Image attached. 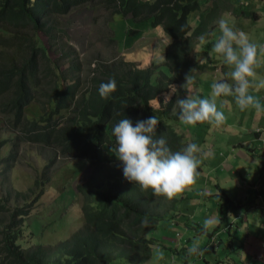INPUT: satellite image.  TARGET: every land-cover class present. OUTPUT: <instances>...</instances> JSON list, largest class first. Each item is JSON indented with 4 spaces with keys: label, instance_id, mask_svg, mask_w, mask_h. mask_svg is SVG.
Returning <instances> with one entry per match:
<instances>
[{
    "label": "trees",
    "instance_id": "trees-1",
    "mask_svg": "<svg viewBox=\"0 0 264 264\" xmlns=\"http://www.w3.org/2000/svg\"><path fill=\"white\" fill-rule=\"evenodd\" d=\"M233 1L0 0V133H3L0 134V164H3L0 182L13 188V197L23 201L10 206L11 189L0 195V264H111L117 259L141 264L149 259L159 242L148 231L162 220H167L169 225L179 222L180 212L175 209L177 197L172 201L157 198L151 190L142 192L124 178L122 165L111 152L115 146L112 127L124 118L135 124L155 115L160 121L157 138L163 134L173 151L188 144L177 130L179 125L171 124L176 115L167 117V111V115H158L151 103H164L170 85L181 86L192 69H195L193 85L198 87L201 82L203 87L192 92L211 99L214 81L200 80L196 75L206 68H218L212 63L217 54L212 48L221 33L209 37L211 22L228 13L254 19L259 16L250 8L249 1L246 4L244 0ZM85 6L93 8L94 23L106 15H115L112 23H121L120 16L130 18L133 26L126 29L128 41L142 30L160 27L169 37L164 60L140 67L117 53L101 56L90 41L87 57L82 58L70 43L62 17ZM198 11L204 13L199 22L191 16ZM40 34L45 44L39 43ZM204 34L206 40L201 43L198 38ZM123 36L119 34V40ZM110 40L117 45L115 35ZM55 45H58L56 49ZM197 45L205 55L209 51L212 54L204 60L191 58L190 51ZM111 78L116 81V91L108 99H102L99 85ZM177 90L171 102L165 104L167 108L183 92ZM223 98H216L217 107L227 109L219 107ZM35 104L37 110L33 112L31 106ZM195 125L206 134L213 130L218 136L221 131L214 122ZM21 145H28L44 158L33 185L37 189L50 179V169L58 159L76 160L68 167V176L77 182H63L58 198L64 202L63 191L66 198L70 197L69 202L79 199V223L54 245L38 243L35 249L23 248V224L31 210L26 204L33 206L38 194L21 195L22 191H16L10 184L9 171L19 158ZM81 160L87 173L78 181L79 175L74 174L82 170L76 166ZM200 170L198 167L197 174ZM215 171L222 172L218 165ZM214 195L220 200L222 219L227 209L224 204L233 205V199L220 187Z\"/></svg>",
    "mask_w": 264,
    "mask_h": 264
},
{
    "label": "rangeland",
    "instance_id": "rangeland-1",
    "mask_svg": "<svg viewBox=\"0 0 264 264\" xmlns=\"http://www.w3.org/2000/svg\"><path fill=\"white\" fill-rule=\"evenodd\" d=\"M230 1L234 3L233 0ZM244 1L245 4L249 1L250 8L259 14L257 19L252 17L244 18L242 16L230 13L224 15L222 18L228 22L229 26L232 27L233 30L246 33L250 42L257 45L258 63L257 66H254V71L256 72L255 83H259L260 80L264 79V53L259 51V47L264 46V0ZM93 15V8L91 6H85L75 9L62 17L63 27L69 34L70 43L77 49L79 55L82 58L87 57V48H89L90 41L92 46H94L100 52L101 56L107 55V57H109L110 54L113 55L117 53L120 58L127 60L126 57H128L140 67H145L149 64L157 65L159 62L163 61L162 56L160 58L158 49H160L161 55H163L165 45L169 42L168 36V40H165L163 37L164 32H161L160 30L158 33L156 31L142 30L133 35L132 39L134 40V43L132 46L130 45L131 41L124 39L123 44H121L120 40L118 39L119 51H117L116 44L110 40V37L111 35L116 36V34H118V36L119 34L123 36L124 33L122 34V22H125L126 28L128 26H132L128 22L129 19L127 17L120 16L118 20H123L121 23H112L115 15H106V18L94 23ZM192 15L193 14H191V16ZM218 20L219 19L213 20L211 22V32L209 37H212L216 33H220L217 24ZM193 27H195V25H193ZM40 37L42 40H39V43L45 44L43 35L40 34ZM218 37L220 36H217L216 39H218ZM57 47L58 45H55L53 48L56 49ZM122 48L124 50H122ZM149 52H151V60H149L146 56ZM51 54L53 55V50H51ZM211 54L212 52L209 51L205 55V53L195 46L192 51H190L189 55L191 58L204 60L208 55ZM223 60L224 59L221 55H214V60L212 63L217 64L218 68L214 70L206 68L204 72H197L196 75L200 80H226L227 77L225 74L230 70V68L229 66L224 65L222 62ZM185 82H183L182 85ZM229 82L231 83V81ZM198 84V87L196 85H192V90L199 89V86L203 89L201 82ZM177 89L183 91L180 95H178L179 98L187 97V91L185 93L186 89L181 86H177ZM249 94L261 102V110L257 111L256 109L250 107L241 111L236 104L234 96H224V98L219 102V107H227V109H220L217 107L218 110L222 111L226 117L225 122L220 125V127H218L221 131L217 136L213 130H210L205 137L204 145L200 144L202 146L201 152L206 153L207 155L201 156V163L198 167H200V165L205 162L204 164L208 169V160H210L212 157L211 148L214 144L216 158H227V161H225L224 165L221 166L223 169L225 167L226 170L224 172H217L213 169H209L207 174L204 172H199L197 176L200 180L195 181V183L186 191L192 195L199 194L201 197H203L202 193L210 192V196L206 198H208L210 201H212V199L215 200L219 205L220 200H218L217 196L214 195L218 187L224 189L226 196L232 199L234 196L232 193H237L241 186L248 185L252 187V185H255V188H258V194L256 190L253 189V195L256 199V202L251 204L253 207L250 210H245L242 212V214L246 215L248 222H253L258 219L264 222V178L261 180L260 185L257 180H253L254 177L259 175V172H264V170L260 169L261 165H263L264 168V88L250 87ZM175 102L176 101L174 100V104ZM151 105L152 110L158 115H167L166 111L168 113L167 117L171 118L175 117L176 115V120L172 121L171 124L176 123L179 125L177 126V130L183 135L187 142H196L198 140L199 135L202 132L199 125H189L181 122L179 119V108H176L174 112L173 105L167 108L164 103L157 104L156 101H153ZM233 106L234 108L230 109ZM31 108L33 109V112L37 110L36 104L34 107L31 106ZM26 112L27 110L25 107V114ZM0 134L2 135L3 133ZM212 137H217V140H213ZM201 142L202 141L200 139L199 143ZM18 153L19 158L13 163V166L9 171L10 184L16 191H22L21 195L23 192H28L30 196L33 194H38V199L35 201L33 206L26 204V207L30 208L31 210L26 218V222L23 224V234L21 236L24 241L23 248L35 249L38 243H41L45 246L52 244L54 245L57 241L63 239L68 234L70 229L74 228V226H77L79 223L80 211L78 207L80 204L75 203V201H72L71 199L70 202L65 199L63 202L62 199L58 198V193L61 190L59 186L62 184V179H66L68 181L75 180V178L68 176L65 171H67L68 167L75 163L76 160H74V158H64L63 160L58 159L55 165L50 169V179L43 182L41 188L37 189L34 188L33 185L35 179L37 178V174L44 165V158L42 157V154L40 153L39 155L36 150L31 149L28 145H21L20 149H18ZM2 155H4V153ZM229 167L232 168L231 170L234 174H236V168L239 167L243 177L233 179L230 177L231 179L229 180V177L227 176ZM2 168L3 164H0V169ZM80 168L84 172L80 174L78 181L83 180L86 175L85 173L87 172L85 169V164ZM246 172H248V175H244ZM222 175L223 177H221ZM204 178L209 181L202 182V179ZM30 188H33V190L31 191ZM7 189H11L12 192L11 198H13V200L9 204L10 206H13L15 203L23 204V201H20L19 199L17 200V198L13 197L15 194L13 188L0 182V195H5V191ZM35 190L37 192H35ZM41 191H44L43 194H41ZM194 200L204 201L201 198H194ZM256 203L257 205H254ZM236 206H238L237 201L233 203V206L231 204L229 207L232 208ZM224 207H228L226 203L224 204ZM248 207L249 204H246L245 208ZM227 216L228 214L224 213L223 217L227 218ZM73 218H76L77 220L73 221ZM205 218V214L201 213L195 215L187 214L186 226H190L188 230L184 228L185 226L181 224V222H178L177 228L174 229L175 231L171 229L167 220L160 221L154 229L148 231V235L161 238L162 243L165 244L167 248H165V246L162 244L154 247L152 250V256L150 257L149 261L144 264H206L205 260H208L210 264H217L215 260L216 257L220 258L222 264H232L233 259L237 260V257L233 254L234 250L237 249L233 248H238L240 242L234 241L231 243V238H229L227 235L225 236L224 234H221L220 238L224 240V245L217 247L215 250H213L210 246H206L209 241L212 229H210L207 234H203V230L200 231L202 225H195L200 220L204 222ZM227 221L228 219H225L222 223H226ZM235 224L238 227L242 226L243 231L245 230L243 222L237 220ZM217 227H219V225H217L216 228ZM235 228V226L232 228L231 232L233 234L235 232ZM176 231L182 234L181 238H185V235L189 237L186 243H184V245H188V247H184L182 249L179 246L175 247L171 242H169V240H165L163 239L164 237H160L167 236L169 238L177 239L175 235ZM237 237H239V235H237ZM180 239H178V241ZM225 239H227V241H225ZM194 242H198L200 251L203 253L202 255L188 254V249L193 246ZM179 243H181V241H179ZM175 248L178 249V252L175 251ZM253 249L255 252H257V254H259L260 251L264 260V249L259 246L253 247ZM242 252L243 250L240 248L237 250L236 254L239 256ZM166 254H170L175 257L171 259H165L164 257H167ZM112 264L132 263L125 259H117L114 260Z\"/></svg>",
    "mask_w": 264,
    "mask_h": 264
},
{
    "label": "clouds",
    "instance_id": "clouds-1",
    "mask_svg": "<svg viewBox=\"0 0 264 264\" xmlns=\"http://www.w3.org/2000/svg\"><path fill=\"white\" fill-rule=\"evenodd\" d=\"M220 37L214 43L212 51L221 55L230 70L225 74L227 79L214 81L211 99L201 98L193 94L194 76L191 73L185 77L181 85L187 91L186 98L176 99L173 111L179 108V119L189 125L209 122L220 126L225 122V115L219 111L216 98L232 95L241 111L254 108L261 110V102L249 94V88H264V79L255 83L257 66L256 44L250 42L246 33L233 30L224 18L217 21ZM181 26V31L184 29ZM201 43L206 40V34L199 38ZM264 53V46L259 47ZM231 81V83L229 82ZM114 78L99 85L98 92L102 99H108L116 91ZM170 92L164 96V104L171 102L172 95L177 94V86L170 85ZM160 121L153 115L147 119L137 120L135 124L128 118L119 120L112 127L115 146L111 152L122 165L124 178L139 187L142 192L152 191V194L168 201H172L189 189L196 180L197 168L201 163V156H206L196 143H189L181 150L173 151L164 135L156 137ZM203 194H206L203 193ZM231 217V213L229 214ZM146 223V221H145ZM219 221L212 217L206 218L202 224L203 234L216 227ZM189 255H202L198 242L188 249Z\"/></svg>",
    "mask_w": 264,
    "mask_h": 264
},
{
    "label": "crops",
    "instance_id": "crops-1",
    "mask_svg": "<svg viewBox=\"0 0 264 264\" xmlns=\"http://www.w3.org/2000/svg\"><path fill=\"white\" fill-rule=\"evenodd\" d=\"M209 4H210V1L207 2L205 4V6L209 5ZM205 6L203 7L204 10L206 9ZM224 15H226V14H223L222 17ZM193 16H194V19L199 22V21H201L203 19L204 13L198 11L197 13H193ZM128 19H129L128 22L131 24V19L130 18H128ZM193 25H195V24H193ZM193 25H192V27H193ZM132 26H128L127 28L132 27ZM122 27H123L124 31H125V29H127L125 27V22H122ZM111 29L113 30L112 27H111ZM149 30L150 31H156L157 33H158L159 30L161 32H163L160 27H156L153 30L152 29H149ZM143 31H147V30H143ZM163 35H164L163 37L166 40L167 39V35L165 33H163ZM115 38H116V42H117L116 47L118 48V39L119 38H118L117 34H116ZM124 39L127 40L126 39V31L124 33L123 38L120 40L121 44H123ZM131 43H132L131 44V46H132L133 43H134L133 39H131ZM197 47L199 48V45H197ZM117 50L119 51V48ZM122 50H124V49L122 48ZM158 51L160 53V58L162 56V59L164 60V54L161 55L160 49H158ZM146 56H147V58L149 60H151V58H152L151 57V52H149ZM126 59L132 61V59H129L128 57H126ZM161 62H159V63H161ZM194 90H197V89H194ZM193 94H196V93H193ZM206 136H207V134L205 133V130L203 129L202 134L198 138V140L196 142L195 141L188 142V144L189 143H196L197 146L201 149L202 146L200 144L204 145V141H205V137ZM200 139L202 141L201 143H199ZM211 150H212V152H211L212 157H211L210 160H208L209 167L207 169V166H205V164H204L205 162H204L202 165H200V167L202 168V170H200V172H204V173L207 174V171L209 169L215 170V165H218L220 170L222 172H224L226 170V168L224 167V170H223L221 166L224 165V162L227 161V158L226 159H221V158L218 159V158H216L214 144L212 145ZM84 164H85V162H83L82 160L78 161L77 165H76L77 169H79ZM85 169H86V167H85ZM231 169L232 168L229 167L228 168V173H227V176L229 177L228 178L229 180L231 179L230 177H232V179L233 178H242L243 177L239 167L236 168V174L237 175L234 174ZM260 169L264 170L263 165H261ZM68 170H69V168L67 169V171H65L67 174H68ZM83 172L84 171L81 170L80 172H77L78 174L76 173L74 175H77V176L79 175L80 176V174H82ZM244 175H248V172H246V174H244ZM263 178H264V172L261 171V172H259V175L257 177L253 178V180H257L259 185H260L261 180H263ZM199 180H200L199 177L196 176V180L195 181H199ZM206 181H209V180H206L205 178L202 179V182H206ZM63 182H66V179H62V183ZM75 182H77V180H75ZM248 182H249V180H248ZM253 189L256 190V192L258 191V188H255V185H252V187H250L248 185H243V186L240 187V189H239V191L237 193H232L234 196L232 198L233 200H231L232 201L231 203H234L235 201H237L238 206L231 208V207H229L231 204H229L227 209H226V214H228V216H227V218H222V219L219 216L220 215V211H219V205L217 204V202L215 200H213V199H212V201H210L208 198H206V197H209L210 192H208L206 194H202L203 197H201V196H198V195H192L190 193H187V191H185L180 196H178L177 197V201H175L176 202L175 203V209L178 212H180V214H179V217H180L179 218V222H181V224H183L185 226L184 228L188 230V228L190 226L189 227L186 226L187 214L195 215V214L201 213V214H205L206 218L212 217L215 220L219 221V223H218L219 227L212 228V232L210 233L209 241H208L206 246H210L213 250H215L217 247H220V246L224 245L225 244L224 240L222 238H220V235L224 234L225 236L227 235L229 238L232 239L230 241L231 243H233L234 241H236V242L239 241L240 242L239 243V247L238 248L234 247L233 249H237L238 250V249L242 248V250H243V252L239 256L236 254L237 250H234L233 254H234V256L237 257V260L233 259L232 260V264H264V260H263V256L261 255V252L259 251V254H257V252H255V250L253 249V247H257V246H259L262 249H264V233H263L264 222H262L260 219H258L256 221H253V222H248V220L246 218V215L242 214L243 211L250 210L253 207V205H251V204H253V202L254 203L256 202V199H255V197L253 195ZM257 194H258V192H257ZM197 197L203 199L204 201H196V200H194V198H197ZM61 198L65 199V200H68L70 197L67 196V198H66L64 193H63V191H62ZM78 200H74L75 203H78ZM246 204H249L248 208H245ZM254 205H257V203L254 204ZM230 213H231V217L229 216ZM263 215H264V213H263ZM225 219H228V221L226 223H222ZM76 220H77L76 218H73V221H76ZM237 220H239V221L244 223V228H245L244 231H243L242 226L238 227L235 224V222ZM202 222L203 221L200 220L195 225L196 226H198V225L201 226ZM169 226L171 227V229L173 231H175L174 229L177 228V223L170 224ZM234 226L236 228H235V232L233 234L231 231H232V228ZM239 228H240V230H239ZM175 235H176L177 239L169 238L167 236H160V235L159 236L160 237H164L163 239H165V240H169V242H171L175 247L179 246L181 249L184 248V247H188V245H184V243H186V241L189 239L188 236L185 235V238H181L182 234L179 233L178 231L175 232ZM237 235H239V237H237ZM155 239L159 242V245L162 244L163 246H165V244L162 243V239L161 238L155 237ZM178 239H180L179 241H181V243H179ZM225 241H227V239H225ZM165 248H167V247L165 246ZM175 251L178 252V249L175 248ZM171 252H172V250H171ZM151 256H152V253H151L150 257ZM166 256L167 257H164L165 259H171V258L175 257V256L170 255V254H166ZM150 257H149V259H150ZM149 259L145 263H147L149 261ZM228 259L230 260L229 257H228ZM215 260H216L217 264H222L219 257H216ZM205 263L206 264H210V262L208 260H205ZM141 264H144V263H141Z\"/></svg>",
    "mask_w": 264,
    "mask_h": 264
}]
</instances>
